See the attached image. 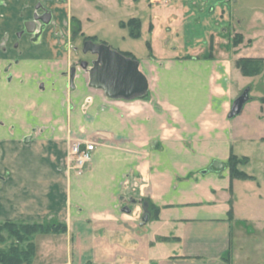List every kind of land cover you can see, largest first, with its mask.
<instances>
[{
  "label": "crops",
  "instance_id": "obj_1",
  "mask_svg": "<svg viewBox=\"0 0 264 264\" xmlns=\"http://www.w3.org/2000/svg\"><path fill=\"white\" fill-rule=\"evenodd\" d=\"M39 1L53 13L51 27L38 43H31L27 34L17 40L16 33ZM135 1L0 3V120L18 119L17 114L8 116V110H14L10 104L20 101L22 94L25 101L36 102L37 87L46 90L47 83L54 82L47 73L67 67L69 44L62 39L73 16L87 36L98 35L103 28L91 25L93 14L101 18V8L114 12L105 20L120 27L123 21L139 18V38L151 43L154 56L149 51L138 59L132 49L123 50L140 61L149 83L147 98L112 99L89 82H80L78 90L76 82L80 120L76 133L97 145L85 171L65 178V200L54 202L48 195L50 202L44 199L38 210L37 201L16 195L24 180L0 177L4 217L38 221L57 212L67 224L66 232L37 235L32 264H237L233 250L241 231L238 216L254 213L241 208L242 199L252 198L257 182L232 179L227 167L221 172L208 168L216 159L227 162L232 151L246 154L264 148L263 96L252 95L250 85L240 82L245 75L236 66L240 58L264 59V47L255 45L257 39L264 44L262 1L141 0V13L127 10ZM54 26H61L64 35H56ZM121 29L129 34L128 28ZM237 34L243 41L234 45ZM8 65L15 75L11 81L5 78ZM152 69L157 70L156 82H151ZM38 71H47L44 80L37 79ZM5 82L12 83L6 88ZM242 86L250 89V100L231 118ZM11 133V128L0 125L2 137ZM51 179L41 178L31 192L38 186L50 193L59 188L56 178ZM12 184L13 201H3ZM145 198L159 211L142 224ZM40 240L47 243L42 249Z\"/></svg>",
  "mask_w": 264,
  "mask_h": 264
},
{
  "label": "rangeland",
  "instance_id": "obj_2",
  "mask_svg": "<svg viewBox=\"0 0 264 264\" xmlns=\"http://www.w3.org/2000/svg\"><path fill=\"white\" fill-rule=\"evenodd\" d=\"M261 1V12L264 13V0ZM141 2V0H137L131 6H129L128 3L127 6H129V8H127V10L141 13ZM101 11V18L97 17L99 15L98 13L92 15L94 22L91 23L92 29H96L100 26L103 27L102 29L99 28V31L96 32L98 35L95 36H87L84 34L82 32L81 22L74 21L73 18L75 16L72 17V21L70 22L71 28L67 31V37L66 39H62V42L67 41V44H69L67 67H63V69H54L48 73L47 71H38L39 73L36 74L38 80H44L47 73L50 75L51 81L54 82H37L38 85H45L47 83L46 90H41L37 87L36 92L39 96L37 101L26 100V102L24 100V94H22L23 97L20 99L21 102L18 101L16 104H10V108L14 107L13 112H11V109L8 110L10 112H7L10 114L8 115L10 117L11 115H19L18 119L10 118L0 120V125L4 123V126L11 128L12 132L4 137L0 135V177L4 175L8 177L9 175L11 181H15L16 178L18 180H24L25 186L21 189L20 193L16 191V195H20L21 198L26 197L28 200L37 201L38 210L44 206V199L50 202V198H47L48 195L54 199V202L56 200L60 201V199L65 200L68 196V183H66L65 178L68 176H79V174L72 169L68 156V147L70 143L80 139V134L76 133L77 128L80 132V120L77 114L78 98L76 91L69 86V73L70 67L76 65L77 76L75 82L79 85L78 90H80V82H89L88 69L91 67L92 61L94 60V54L91 52H84L85 39L95 37L96 41H92L96 43H106L119 51L132 49L138 55V59L145 58L149 53L144 40L133 38L129 34L127 35L126 31L121 29L115 21L112 22L110 19L105 20L106 17L109 18L114 16V12H109V10L105 8H101ZM142 15L145 16L146 13L142 12ZM75 18L79 20L77 17ZM100 20H103V22H100ZM260 41L261 39L255 41L257 42L255 45L258 48L264 47V44L260 43ZM211 57H213V55H211ZM80 60L87 61L89 66L87 68H83L81 65L79 66L78 63ZM156 71V69H152L154 76H151V82L157 81ZM14 77L15 75L12 73V79ZM5 78L7 79L6 74ZM240 82H246L248 83L247 85H250L252 88V95L264 97V70L258 75L243 76ZM5 83L7 88L12 82ZM47 89L48 92L46 93ZM244 89L245 86H242L238 90L235 99ZM65 93L67 94V98L64 99L63 95ZM149 96L150 94L148 93L146 98ZM56 98H58V100H56ZM60 100H63V107L60 106ZM34 128L36 129L35 131ZM25 136L32 137L30 143L26 144L24 142ZM245 153L246 154H236L232 151L231 154H235V160L241 162L237 164V168L253 177V179L247 180L257 182V187H253V191L256 193L253 192L252 198H243L241 204L243 210H251L254 211V213L251 215L238 216L241 231L237 232V243H235L233 251L235 253V258L238 260L237 264H264V148L261 147L260 149V147H256L253 150H247ZM230 156L227 162H225L226 167L229 168V172ZM246 160H248V162H246ZM43 177H46L48 180L56 178L59 188L53 187L50 193L48 192L49 190H46L43 186H38L36 190L31 192L30 188L38 185ZM243 189H245L244 186H241L239 188L240 192H242ZM6 190L8 194L3 201L9 198L12 202L13 184L9 191L7 188ZM245 192L248 193L251 191L246 189ZM143 213L142 207V214ZM142 216L143 215H140V219ZM5 222H39L48 226L56 225V227L65 224L57 212L38 221L25 220L20 217L6 218V216L4 217V215L0 213V225ZM37 235L33 238L34 241H36ZM3 236L4 240L0 241V250L8 249L12 244H18L20 247L26 246V242L16 241L12 236L7 234V232H4ZM43 240L39 242L40 249L43 248L44 244H47L46 241Z\"/></svg>",
  "mask_w": 264,
  "mask_h": 264
},
{
  "label": "water",
  "instance_id": "obj_3",
  "mask_svg": "<svg viewBox=\"0 0 264 264\" xmlns=\"http://www.w3.org/2000/svg\"><path fill=\"white\" fill-rule=\"evenodd\" d=\"M44 25L37 34L39 37L45 29V24L51 21V13L47 17H41ZM40 38L36 39L39 42ZM84 52H91L96 55V59L92 61V66L88 69L89 85L98 89H102L105 94L112 99H134L145 96L148 93V78L140 69V61L138 59L128 57L121 51L112 48L106 43H96L87 40L84 43ZM88 62L82 63L83 68H87ZM75 67L71 69L70 80L72 88L74 87ZM250 100V89L246 88L234 101L229 113V117L239 115L245 104ZM32 137L26 136L24 142L30 143ZM226 165L221 160H214L208 170L221 172ZM151 219L149 212L144 210L142 216V224L147 223Z\"/></svg>",
  "mask_w": 264,
  "mask_h": 264
},
{
  "label": "trees",
  "instance_id": "obj_4",
  "mask_svg": "<svg viewBox=\"0 0 264 264\" xmlns=\"http://www.w3.org/2000/svg\"><path fill=\"white\" fill-rule=\"evenodd\" d=\"M73 20L80 23L75 17ZM121 27L129 29V35L133 38H139L141 36L142 22L139 18H131L126 22L120 23ZM94 40L95 37H90L85 40ZM243 41L242 35H235L233 38V44L239 45ZM147 47L150 51V56H153L151 43H147ZM126 56L136 58V56L129 51H122ZM236 66L240 68L241 72L245 76L258 75L264 70V59L263 58H240L236 61ZM146 98V96H144ZM264 102V97L261 99ZM235 154H231L229 160L230 175L232 179H253L252 176L248 175L244 171H240L237 168V164L240 161L235 160ZM248 162V160H246ZM144 209L149 212L151 218L157 217L158 208L151 202L149 198L144 199ZM58 226V225H57ZM67 231V225L62 224L59 227L48 226L44 223L39 222H5L0 225V241L4 240L3 233L7 232L18 242H26V246L20 247L18 244H12L8 249L0 250V264H32L36 255V244L34 237L37 234H48V233H62ZM3 236V237H2Z\"/></svg>",
  "mask_w": 264,
  "mask_h": 264
},
{
  "label": "flooded vegetation",
  "instance_id": "obj_5",
  "mask_svg": "<svg viewBox=\"0 0 264 264\" xmlns=\"http://www.w3.org/2000/svg\"><path fill=\"white\" fill-rule=\"evenodd\" d=\"M4 1L5 0H0V3H3ZM49 12L51 13V21L49 23L45 24V29L42 31V34L38 37L37 34L40 32L41 27L44 25V22L41 19V17H47L49 15ZM52 22H53V13H52V11L48 7H46V5L43 2L39 1L35 5H33L32 17L30 19H27V20L24 21V23H23L24 27L20 31H18L16 33V38L18 40L24 34H27L29 36V39H30V42L31 43H34V44L35 43H38V42H36V39L37 38H40V41L42 40V38L44 37V35L47 33V31L51 27ZM53 31H54V33L56 35H60V36H63L64 35V31H63V29H62L61 26H54L53 27ZM4 39H5L4 40V44H5V42L8 39L7 36L4 37ZM15 46H18V42H16ZM75 50H76V48H75ZM96 57L97 56L94 55V60L96 59ZM84 61L85 60H80L79 63H78V65L79 66L80 65L82 66V63ZM88 66L89 65H87V67ZM91 66H92V64H91ZM73 67H75L74 87L72 88L71 80H70L69 86H70L71 89L75 90L76 89V82H75V80H76V76H77V66L76 65H72L70 67V72H71V69ZM10 68H11V65H8L5 68V74H6V77H7V80L8 81H11L12 80V72H11ZM69 76H70V73H69Z\"/></svg>",
  "mask_w": 264,
  "mask_h": 264
},
{
  "label": "built area",
  "instance_id": "obj_6",
  "mask_svg": "<svg viewBox=\"0 0 264 264\" xmlns=\"http://www.w3.org/2000/svg\"><path fill=\"white\" fill-rule=\"evenodd\" d=\"M167 1V0H164ZM97 143L95 141L77 139L70 143L68 156L72 169L79 175L92 161Z\"/></svg>",
  "mask_w": 264,
  "mask_h": 264
}]
</instances>
